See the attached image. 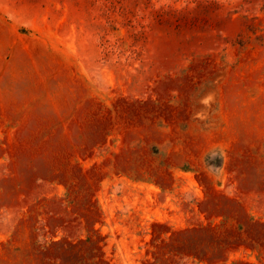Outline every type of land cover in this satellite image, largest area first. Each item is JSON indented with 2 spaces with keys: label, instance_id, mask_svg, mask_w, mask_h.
I'll use <instances>...</instances> for the list:
<instances>
[{
  "label": "rangeland",
  "instance_id": "obj_1",
  "mask_svg": "<svg viewBox=\"0 0 264 264\" xmlns=\"http://www.w3.org/2000/svg\"><path fill=\"white\" fill-rule=\"evenodd\" d=\"M0 264H264V0H0Z\"/></svg>",
  "mask_w": 264,
  "mask_h": 264
}]
</instances>
